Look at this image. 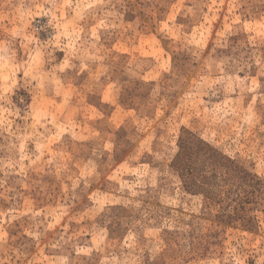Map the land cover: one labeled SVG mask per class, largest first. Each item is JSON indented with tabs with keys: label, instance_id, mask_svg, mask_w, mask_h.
<instances>
[{
	"label": "rangeland",
	"instance_id": "obj_1",
	"mask_svg": "<svg viewBox=\"0 0 264 264\" xmlns=\"http://www.w3.org/2000/svg\"><path fill=\"white\" fill-rule=\"evenodd\" d=\"M0 264H264V0H0Z\"/></svg>",
	"mask_w": 264,
	"mask_h": 264
}]
</instances>
